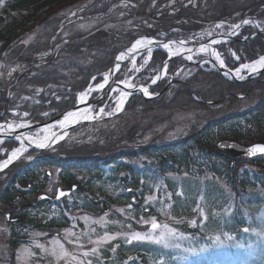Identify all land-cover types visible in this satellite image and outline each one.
I'll return each mask as SVG.
<instances>
[{
    "label": "rangeland",
    "instance_id": "obj_1",
    "mask_svg": "<svg viewBox=\"0 0 264 264\" xmlns=\"http://www.w3.org/2000/svg\"><path fill=\"white\" fill-rule=\"evenodd\" d=\"M6 1L9 0H4ZM49 10L46 19L44 18L47 11L42 13L41 22L35 29L24 32L12 43L8 51L0 56V101L9 111V118L0 121V124L12 125L16 130L38 124V127L31 129L27 134L31 139H41L47 133H65L72 126L63 139L55 142L54 146L65 141L58 153L51 152V158L105 159L121 150L135 153L140 149L178 143L208 124L220 122L229 116L264 104V84L255 86L251 93L238 95L241 98L230 99L224 104L210 108L188 105L183 98L177 100L175 92L163 100L166 105H159L151 110L131 100L134 96H140L144 100H161L176 80L193 79L199 69L221 74L212 63H203L204 59L214 61L213 57H207L205 53L197 51L202 44H208L212 40L220 41L213 45L214 50L220 53L225 61V69L234 73L242 64L254 62L264 56V52H258V57L250 59L248 49L244 45L257 36H264V0H72L60 6L54 3ZM243 20L252 23L242 24L237 34L226 35L229 25ZM222 22L224 27L217 29L215 26ZM208 31H211L212 35L201 38V34ZM142 38L165 41L170 44L172 50L183 48V51L169 56L163 47H152L151 54L147 49L129 54L110 79V69L118 55ZM172 41L176 43H170ZM116 45L120 46L117 47L118 50L114 47ZM112 47L116 50L112 66L93 75L87 84H83L82 91L77 93L76 102L79 103V94L86 92L90 85L95 88L96 85L105 83L103 76L107 73L108 81L104 89L91 92L86 103L80 108L88 107L94 117L101 107L105 112L110 111L115 107L112 98L119 95V91L111 90L123 89L120 83L122 80L135 85L137 89L146 86L154 95L145 97L140 91L134 93L127 98L123 110L110 117L101 114L99 118L81 120L66 128L58 125L48 127L63 119L61 115L72 108L60 112L61 109H56L58 107L51 109L48 106L52 100H55L54 106L69 100L73 92L72 84L66 83L69 73L75 72V67L79 65L94 62V58L102 56L103 51L112 50ZM188 49L192 51L188 52ZM158 51L164 53L161 67L154 63ZM233 53L240 59L236 60ZM189 54L193 56L191 61L185 58ZM145 60L148 61L147 64L144 63ZM177 60L180 64L173 66V62L177 63ZM76 62L80 64L74 68L70 67ZM165 63L167 75L161 78L158 84L166 86L159 92L155 85L149 84H152L151 79L163 70ZM44 66L46 68H43ZM142 71H145V74ZM42 73L52 75L47 81H37ZM241 74L245 76L248 73L241 70ZM60 75L66 77L59 79ZM221 75L227 82H233L227 79L229 75ZM32 77L35 82L40 83H29L28 80ZM262 80L264 81V73ZM108 90L111 95L109 93L104 96ZM94 101V105H88ZM36 111H45L40 114L43 120L33 119V112ZM2 112L0 110V115ZM25 112L29 114L27 117L23 115ZM20 124L25 127H19ZM82 124L88 126L70 134L75 127ZM218 133V130L213 133L217 139L215 145L225 140L245 145L228 134ZM255 143L264 142H253L249 145ZM18 147L20 143L14 139L3 140L0 143V163L10 159L11 153ZM29 150L33 149L29 146L11 160L7 167L0 170V194L7 185L12 169L43 158L36 154L28 155ZM135 158L137 157L132 156V162L140 163L146 159ZM252 159L254 158L240 157L232 162V167L237 169V172L240 169V173L244 170L263 173L264 168L255 161L252 162ZM147 162L152 163L154 159L149 158ZM112 169L107 165L101 168L104 176L111 173ZM46 174L50 178L38 192V198L49 196L52 202L54 199H66L68 203L72 199V190L66 189V184L62 183L59 165L42 167L38 170L37 177L32 179V184L39 187L40 180ZM74 175L80 182L88 179L90 173L79 171ZM152 181L150 185L153 192L146 197L151 210L146 215L136 214L130 206H115L109 211L99 213L86 209L69 210L66 212V218H59L61 215H57L58 210L52 204L51 208L55 214L43 211L41 216L48 221L54 219L59 223L66 222L67 225L32 230L16 246L12 245L10 235V223L14 220L11 219L10 212L15 209L0 199V264H126L135 256L140 259L135 251L127 258L123 256L124 260L120 262V243L135 247L149 244L157 249H169L173 251L177 264H264V189H244L238 181L231 183L224 175L219 176L210 171L194 177L186 171L168 173ZM169 183L175 185V191L171 190ZM189 185H193L197 197L194 206L193 202L189 203V206H193L190 215H181L174 208V196H180L181 200L187 201L186 190ZM58 190L69 191V194L57 197ZM249 196L260 199L261 202L258 201L256 205L251 202L248 204L246 200ZM14 203H17V200ZM232 216L238 219L239 230L233 225ZM153 219L161 226L167 224L183 236V239L176 241L178 248H164L155 243L149 236L150 233H159V229L151 228ZM183 228L195 229L198 231L197 236H191ZM243 229H247V232ZM137 232L144 235L145 239H132ZM105 235L112 239H103ZM216 237H220L221 243H217ZM60 245H63V252ZM94 248L95 252L92 251ZM85 252L88 253L87 256L84 255Z\"/></svg>",
    "mask_w": 264,
    "mask_h": 264
},
{
    "label": "trees",
    "instance_id": "obj_2",
    "mask_svg": "<svg viewBox=\"0 0 264 264\" xmlns=\"http://www.w3.org/2000/svg\"><path fill=\"white\" fill-rule=\"evenodd\" d=\"M69 1L72 0H9L6 2L0 0V56L7 52L12 43L18 40L24 32L35 29L38 23L41 22L40 18L45 11H47V15L44 18L46 19L49 16L48 12L52 4L56 3L60 6L69 3ZM244 45L248 49L250 59H254L258 57V52H264V36H257L253 41ZM114 47L118 50L120 46L116 45ZM116 50L113 48L107 52L103 51L101 53L102 56L94 58V62H89L87 65L75 67V65L80 63H72L70 67H75L76 71H71L67 77L64 75L59 76V79L66 77V83L72 84L71 88L73 92L70 94L69 100L64 101L61 105L59 104L60 106H54L55 100H52L48 104L49 108L58 107L56 109H61L60 112H64L73 107L76 102L77 93L82 91L81 86L87 84L93 75L112 66ZM154 60L156 66L161 67L164 61V53L158 51ZM178 64H180V61L177 63L176 61L173 62V66ZM43 68H46V66ZM142 72L144 73L145 71ZM40 75L41 77L37 81L43 82L50 79L52 74L42 73ZM194 76L193 79L186 81L176 80L166 90L161 100H144L140 96H134L131 100L151 110L156 106L166 105L163 100H166L171 93L175 92L177 100L183 98L185 102L189 103L188 105L210 108L211 106L224 104L230 99H236L238 95L251 93L255 86H262L264 84L262 76L251 82H227L218 72H207L203 69H199ZM34 79L32 77L28 82L40 83L35 82ZM165 86L166 84H158L154 87L160 92ZM50 96L46 97V100ZM7 102L8 100L5 101V104ZM1 104L2 101H0ZM0 110L3 111L2 115H0V121L8 119L9 111L6 109V106L1 105ZM43 112L45 111L33 112L32 116L35 118H32L35 121H39L40 117H42L40 114ZM86 126L88 124L79 125L70 134L76 133ZM217 130L218 134H228L230 137L232 136L231 138L242 141L245 145L253 142H264V104L244 113L229 116L220 122L208 124L199 132L178 143L140 149L136 150L135 153L129 150H121L105 159H98L97 157L51 158L53 156L51 152L57 151L58 153L65 141L58 143L51 149L29 150L28 155L36 154L43 158L33 163L23 164L18 169H12L7 185L0 194V199L15 209H12L10 212L12 215L11 219H14L10 223L12 228L10 233L12 245H18L32 230L67 225L66 222L59 223L54 219L48 221L41 216L43 211L44 213L55 214L51 208L52 204L58 210L57 215H61L59 218H66V212L69 210L86 209L99 213L109 211V209L115 206H130L136 214L146 215L151 210L149 202H146V197L153 192V188L150 185L151 182L153 183L152 179L168 173L177 174L186 171V173L188 172L189 175L194 177L210 171L219 176L224 175L231 183L238 181L244 189H264V172L261 173L259 171L257 173L253 170H244L240 173V169L238 172L236 171L237 169H233L232 162L237 161L239 158L232 157L218 149L217 145H215L217 139L213 134ZM13 144L16 145V143ZM132 156L137 157L135 159H140L141 157H146V159L144 161L141 160L140 163H136L132 162ZM149 158H153L154 162H147ZM252 160V162L255 161V163L264 168L263 155ZM55 164L61 168L62 183L66 184V189L72 190L70 194L72 199L68 203L66 199H54L55 201L52 202L49 196L43 199L38 198V192L48 183L49 175L46 174L40 180L39 183L41 185L39 184V187L32 184V179L37 177L38 170L44 166H53ZM104 165L113 168L112 172L106 176H104L101 170ZM79 171L89 172L88 179L79 182L74 175V173ZM169 184L172 187L171 190L175 191V185ZM193 190V185L187 186V196L185 199L187 201L181 200L180 196H174V208L178 214L190 215L195 204V198L197 197ZM249 197L246 200L248 204L251 202L256 205L258 201L261 202L260 199L252 196ZM16 200L17 203H14ZM190 202H193V206H189ZM231 219L233 220V225L236 226V230H239L237 227L238 219L233 216ZM183 229L191 236H197L198 231L196 232L195 229ZM119 250L122 255L119 260L120 262L124 260L123 256L127 258L131 254H134L135 251L139 255L140 259L135 256L126 264H177L173 251L171 252V250L163 248L157 249L149 244L135 247L134 245L120 243ZM196 264L199 263L197 262Z\"/></svg>",
    "mask_w": 264,
    "mask_h": 264
},
{
    "label": "snow or ice",
    "instance_id": "obj_3",
    "mask_svg": "<svg viewBox=\"0 0 264 264\" xmlns=\"http://www.w3.org/2000/svg\"><path fill=\"white\" fill-rule=\"evenodd\" d=\"M252 23L249 20H243L239 23L233 24V25H229V31L227 32V36H231L234 34L238 33V30L240 29L241 25H248ZM217 29H222L224 27L223 22L220 24H217L215 26ZM211 36L212 32L208 31L206 33L201 34V38H203V36ZM154 41L152 39H148V38H142L139 40H136L135 44L132 46V48L128 49L127 52L128 53H133L135 52L138 48H146L148 53L151 54L152 51V45H153ZM172 44H175V41L170 42ZM181 44H183V42H180ZM220 43L219 40H212L210 43L208 44H202L197 51L198 52H202L205 53L207 57H213L214 61L212 59H204L203 63H212L213 67H215L216 65H219L221 68L226 67L225 65V61L221 58L220 53L216 52L212 45L213 44H218ZM163 49L168 51V55H174V54H179V52L174 53L172 51V49L170 48V44L169 43H165L162 45ZM188 52H191V49L187 50ZM233 55L235 56V54L233 53ZM127 58V54L126 53H120V55L116 58V69L120 68V62L125 60ZM187 60L191 61L193 60V56L191 54L187 55L185 57ZM236 60H239L240 57L239 56H235ZM147 60L144 61L145 64H147ZM133 66L135 64V62L133 61ZM139 69H137L138 71ZM241 70H246L250 73H257L260 70H264V56H260L257 60H255L254 62L251 63H244L241 65L240 68H237L235 70V78H238L240 80H244L245 76L241 74ZM167 75V64L165 63L163 70L159 71V73L157 75H155L152 79H151V83L155 84L158 80H160L161 78H163L164 76ZM176 75H179V73H176ZM185 75H188V73H185ZM225 76L229 75V71H225L224 72ZM95 79V78H93ZM103 79L105 81V83L102 84H98L96 85L95 88H92L91 85L89 86V89L86 92L80 93L79 94V102L80 103H85L87 97L89 96V94L93 91L96 92H100V90L104 89L105 84L108 81V74L105 73L103 76ZM120 83L122 85H125L126 88H131L134 89L136 91H140L145 97H151L152 95H154V93L149 92V88L146 86H141L140 88H136L135 85L133 84H129L126 81L122 80L120 81ZM39 91V90H37ZM112 92L115 91H119V95L113 97V103L115 104V107L111 108L110 111L105 112L104 108L101 107L99 109V112L96 113V116H92L89 112V110H85V113H79V112H73L70 111L67 114H65L63 116V119H61L60 121H57L56 124L54 125H48V127H55L56 125H59L61 127H64L65 125L71 124V123H78L79 119H72L74 117H78V118H82L84 120H91L94 118H99L101 116V114H103L104 116H112L114 114L119 113L120 111L123 110V106L127 101V98L131 95H133V91H126L123 89H112ZM111 95V93H110ZM23 115L25 117H27L29 114L27 112L23 113ZM45 116H47V113L44 114ZM3 127V126H0ZM9 128H11V125L8 126ZM19 127H25L24 124H20ZM9 135H11V132L8 133ZM67 133L65 132L63 135H53L51 138L48 136H45L44 138V142L41 141H37L36 142V148L38 149H46V148H50L52 147V145L57 142L58 140H61L64 138V135H66ZM15 141L19 142L21 144L20 148H17L15 151H13L11 153V158H16L18 153H20L22 151V149H24V141L22 140V137L20 135H15L14 136ZM29 140H31V137H28ZM233 147H235V145H232ZM247 152L250 155H254L256 153H261L264 154V145H253L250 148L247 149ZM11 158L8 160H4L2 163H0V170H2L3 168L7 167L9 163H11ZM49 191H51V189H49ZM65 193L63 191H59L58 193V197H62L64 196ZM43 199V197H42ZM151 228L153 230L159 229V233L155 234V233H150L149 236L155 241V243H157L158 245L164 247V248H178L179 245L176 242L177 239H183V236L181 234H178L175 232L174 229L170 228L167 224L161 226L159 224H157L155 222V219H153L152 223H151ZM244 232H247V229H243ZM103 239L108 240V239H112V237H109L107 235H105V237H103ZM132 239L135 240H143L145 239L144 235H142L141 233L137 232L132 236ZM217 243H221L220 241V237H216L215 238ZM54 243H58V241H54ZM60 249L63 252V245H60ZM93 252L96 251V249H92ZM85 256L88 255L87 252L84 253Z\"/></svg>",
    "mask_w": 264,
    "mask_h": 264
},
{
    "label": "water",
    "instance_id": "obj_4",
    "mask_svg": "<svg viewBox=\"0 0 264 264\" xmlns=\"http://www.w3.org/2000/svg\"><path fill=\"white\" fill-rule=\"evenodd\" d=\"M165 43H167V42H165V41H154V43H153V45H152V47H155V48H161L162 47V45L163 44H165ZM197 45V44H196ZM198 45H199V43H198ZM115 63H116V60H115ZM115 63H114V65L111 67V69H110V75H109V78L110 79H112V77H113V75H114V71H115ZM184 66H186V65H184ZM216 69L221 73V74H223L224 75V72L225 71H229V76L227 77V79H229V80H231V81H233V82H248V81H251V80H253L254 78H257V77H259V76H261L263 73H264V70H260V71H258L256 74H249V75H246L245 76V79L244 80H240V79H238V78H235V76H234V74H233V71L232 70H227V69H224V68H221L220 66H217L216 65ZM157 82H159V80L157 81ZM156 82V83H157ZM149 85H152V84H149ZM137 92H139V91H133V93H137ZM110 93V90H108L107 92H106V94H104V96H107L108 94ZM140 93V92H139ZM95 104V101L94 102H91V103H89L88 105L89 106H92V105H94ZM82 105H80V103H76L69 111H67V112H65V113H63L62 115H61V117H63L65 114H67L68 112H70V111H73V112H75V111H77L80 107H81ZM39 125L38 124H34V125H31V126H28V127H26V128H24V129H20V130H13V131H8V132H6V133H0V136H2L4 139L3 140H5V139H9V138H11V139H14V136L15 135H21V134H24V135H27L28 134V132L31 130V129H33V128H35V127H38ZM72 129V126H70L68 129H67V131L66 132H69V130H71ZM9 132H11V135H9L8 133ZM15 140V139H14ZM56 143H54L52 146H54ZM232 145H235V147H233ZM253 145H264L263 143H255V144H252V145H249V146H246V145H241V144H239V143H237V142H234V141H227V140H225V141H220L218 144H217V147H218V149L220 150V151H222V152H224V153H226V154H228V155H230V156H232V157H236V158H239V157H241V156H248V157H256V156H259V155H263V154H261V153H256V154H254V155H250L248 152H247V149L248 148H250L251 146H253ZM30 148L31 149H33V150H35V149H38V148H36V146H34V145H32V146H30ZM47 149V148H46ZM42 150V149H41ZM59 191H61V190H58V193H59ZM65 194H69V191H63ZM42 197V196H41ZM45 197V196H44ZM58 197V196H57ZM157 224H159L158 222H156Z\"/></svg>",
    "mask_w": 264,
    "mask_h": 264
},
{
    "label": "bare ground",
    "instance_id": "obj_5",
    "mask_svg": "<svg viewBox=\"0 0 264 264\" xmlns=\"http://www.w3.org/2000/svg\"><path fill=\"white\" fill-rule=\"evenodd\" d=\"M214 45V44H213ZM213 45H212V47H213ZM132 48V47H131ZM130 49V48H129ZM146 48H138L135 52H133V53H136V52H138V51H142V50H145ZM213 49H214V47H213ZM174 53H176V52H182L183 51V48H181L180 50H172ZM122 53H126L127 54V57H128V55L129 54H133V53H128L127 52V50L126 51H124V52H122ZM120 55V54H119ZM118 55V56H119ZM124 61V60H123ZM123 62L121 61L120 62V66H121V64H122ZM219 66V65H218ZM224 69H225V67H224ZM115 70H117L116 69V63H115ZM246 71V70H245ZM246 72H248V71H246ZM249 74H253V73H250V72H248ZM235 74V73H234ZM129 89H131V88H126L125 87V85H123V90H126V91H129ZM131 91V90H130ZM89 97V96H88ZM88 97H87V99H88ZM80 103V102H79ZM86 103V102H85ZM85 103H80L81 105H84ZM89 110V108L88 107H82V108H80L79 110H77V111H75V112H79V113H85V110ZM91 114V113H90ZM72 119H79V121H81V120H84V119H82V118H78V117H74V118H72ZM71 124H73V123H71ZM70 124H68V125H65L64 127H62V128H66L67 126H69ZM0 126H3V127H0V133H3V132H7V131H13V130H16L12 125H11V128H9L8 126H9V124H6V125H2V124H0ZM59 126V125H58ZM64 133H47L46 135H44V137H42L41 139H31V140H29L28 139V137H27V135H24V134H21L20 136L22 137V140L24 141V149H22V151L20 152V153H18V155L19 154H21L23 151H25L26 150V148H28L29 146H31V145H36V142L37 141H41V142H44V138H45V136H48V137H52L53 135H63ZM3 137L2 136H0V143L3 141ZM264 144V143H263ZM20 147H21V144H20ZM20 147H18V148H20ZM16 150V149H15ZM17 155V156H18ZM10 158H11V156H10ZM13 159H15V158H11V160H13Z\"/></svg>",
    "mask_w": 264,
    "mask_h": 264
}]
</instances>
